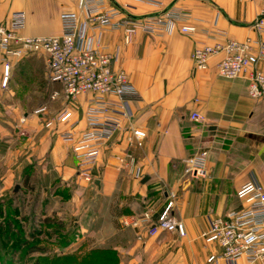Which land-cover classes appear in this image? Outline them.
Listing matches in <instances>:
<instances>
[{
    "label": "crops",
    "instance_id": "obj_1",
    "mask_svg": "<svg viewBox=\"0 0 264 264\" xmlns=\"http://www.w3.org/2000/svg\"><path fill=\"white\" fill-rule=\"evenodd\" d=\"M81 1L0 0V19L22 11L23 35H59L61 14L78 10ZM160 1L162 7L110 0L131 16L172 9L180 20L164 33L139 31L130 44L122 31L104 34L108 49L118 52L114 68L128 73L140 95L130 102L132 118H121V129L101 147L92 183L78 175L74 146L94 94L68 101L62 86L49 82L43 54L13 58L6 90L0 65V199L16 185L33 192L38 214L69 225L64 234L71 241L62 251H76L79 264H251L245 256L224 258L205 233L211 219L247 208L239 194L244 184H264V98L252 99L245 79L218 74L222 54L205 70L195 68L192 54L196 46L226 39L264 40L251 27L264 15V0ZM182 26L196 31L185 35ZM55 91L59 96L52 97ZM108 100L120 105L115 96ZM64 109L68 117L57 120ZM194 113L203 120H193ZM133 128L146 137L138 142ZM70 130L75 140L63 138ZM202 151L208 152L202 172L191 174L187 161ZM167 211L183 223L185 236L149 233Z\"/></svg>",
    "mask_w": 264,
    "mask_h": 264
},
{
    "label": "built area",
    "instance_id": "obj_2",
    "mask_svg": "<svg viewBox=\"0 0 264 264\" xmlns=\"http://www.w3.org/2000/svg\"><path fill=\"white\" fill-rule=\"evenodd\" d=\"M143 1L163 6L160 0ZM179 20L180 14L172 9L131 16L125 8L112 5L110 0H82L78 10L61 14L62 31L59 35L25 36L21 30L26 23V14L13 12L6 22L0 19L1 88L6 90L9 87L13 58L43 54L49 82L60 84L68 101L75 102L82 94H94L95 98L85 111L86 129L74 146L78 175L92 183L93 166L101 147L121 129V118H132L130 102L140 95L130 82L128 73L114 68L118 52L108 49L104 34L122 31L125 43L130 44L139 31L146 34L164 33L172 30ZM251 27L259 34L264 33V15L257 17ZM180 31L191 36L196 28L182 26ZM219 54L222 57L217 71L221 77L243 78L248 83V95L252 99L264 98V67H260L264 65V40L226 39L212 45L196 46L192 54L195 68L207 69L211 59ZM57 96L59 92L55 91L52 97ZM109 96H115L120 105L108 100ZM68 115L69 110L64 109L57 120L63 121ZM191 118L203 120L197 113L192 114ZM131 131L138 142L146 137L143 129L133 128ZM62 136L65 140H75L73 130ZM207 156L208 152L202 151L187 161L191 174L202 172ZM239 194L247 199V208L227 217L211 219L205 237L222 246L226 259L235 260L245 256L251 264H264V184L249 181L241 187ZM169 208H173V205ZM150 218L146 214L143 221L148 222ZM159 229L178 233L181 237L186 235L183 223L176 220L170 211L151 223L149 233L155 234Z\"/></svg>",
    "mask_w": 264,
    "mask_h": 264
},
{
    "label": "rangeland",
    "instance_id": "obj_3",
    "mask_svg": "<svg viewBox=\"0 0 264 264\" xmlns=\"http://www.w3.org/2000/svg\"><path fill=\"white\" fill-rule=\"evenodd\" d=\"M19 186L17 192L0 199V264H66L65 257L71 259L67 264H79L76 251L71 255L62 251L71 241L70 232L64 234L67 222L54 216L45 224L46 217L37 211V196ZM13 195L19 199L10 200Z\"/></svg>",
    "mask_w": 264,
    "mask_h": 264
},
{
    "label": "trees",
    "instance_id": "obj_4",
    "mask_svg": "<svg viewBox=\"0 0 264 264\" xmlns=\"http://www.w3.org/2000/svg\"><path fill=\"white\" fill-rule=\"evenodd\" d=\"M51 223V217H48L45 219V224ZM69 261H71L70 257L66 258L65 257V263L67 264Z\"/></svg>",
    "mask_w": 264,
    "mask_h": 264
},
{
    "label": "water",
    "instance_id": "obj_5",
    "mask_svg": "<svg viewBox=\"0 0 264 264\" xmlns=\"http://www.w3.org/2000/svg\"><path fill=\"white\" fill-rule=\"evenodd\" d=\"M96 184H98V183L96 182ZM19 187H20L19 185H16L15 188H14V192H17Z\"/></svg>",
    "mask_w": 264,
    "mask_h": 264
}]
</instances>
